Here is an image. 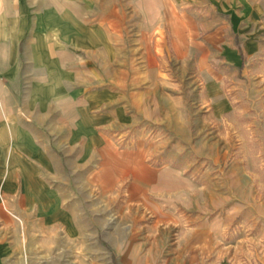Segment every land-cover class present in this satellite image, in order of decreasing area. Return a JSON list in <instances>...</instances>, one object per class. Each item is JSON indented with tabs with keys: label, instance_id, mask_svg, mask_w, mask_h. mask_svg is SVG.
Masks as SVG:
<instances>
[{
	"label": "crops",
	"instance_id": "obj_1",
	"mask_svg": "<svg viewBox=\"0 0 264 264\" xmlns=\"http://www.w3.org/2000/svg\"><path fill=\"white\" fill-rule=\"evenodd\" d=\"M135 2L148 9V0ZM132 3L0 0V264H100L102 239L119 264H243L224 257L221 236L238 207L264 218L263 206L225 192L223 214L191 215L192 227L169 244L183 220L175 207L199 205L186 196L192 182L112 139L117 128L160 116L147 88H128L138 55ZM84 172L90 181L79 180ZM126 174L121 201L132 228L89 235L79 189L109 193Z\"/></svg>",
	"mask_w": 264,
	"mask_h": 264
},
{
	"label": "rangeland",
	"instance_id": "obj_2",
	"mask_svg": "<svg viewBox=\"0 0 264 264\" xmlns=\"http://www.w3.org/2000/svg\"><path fill=\"white\" fill-rule=\"evenodd\" d=\"M130 9L131 50L138 55L130 62L128 88H147L160 116L117 128L112 139L192 182L186 196L199 205L175 207L183 220L170 227L169 244L192 227L191 215L223 214L230 207L221 204L225 192L241 205L252 198L264 207V0H148L146 11L133 0ZM129 176L109 193L79 189L89 235L132 228L125 214L133 211L121 201ZM258 212L246 215L238 207L220 240L227 260L261 263L264 218ZM101 241L100 264H119V254Z\"/></svg>",
	"mask_w": 264,
	"mask_h": 264
},
{
	"label": "trees",
	"instance_id": "obj_3",
	"mask_svg": "<svg viewBox=\"0 0 264 264\" xmlns=\"http://www.w3.org/2000/svg\"><path fill=\"white\" fill-rule=\"evenodd\" d=\"M239 50L242 52V47L239 46Z\"/></svg>",
	"mask_w": 264,
	"mask_h": 264
},
{
	"label": "bare ground",
	"instance_id": "obj_4",
	"mask_svg": "<svg viewBox=\"0 0 264 264\" xmlns=\"http://www.w3.org/2000/svg\"><path fill=\"white\" fill-rule=\"evenodd\" d=\"M258 260V259H257ZM255 261V260H254Z\"/></svg>",
	"mask_w": 264,
	"mask_h": 264
}]
</instances>
